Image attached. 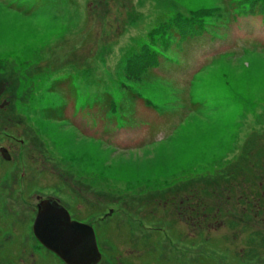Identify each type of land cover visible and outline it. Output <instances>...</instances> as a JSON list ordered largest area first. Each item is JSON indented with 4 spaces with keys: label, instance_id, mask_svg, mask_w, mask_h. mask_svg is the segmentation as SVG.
<instances>
[{
    "label": "rangeland",
    "instance_id": "rangeland-1",
    "mask_svg": "<svg viewBox=\"0 0 264 264\" xmlns=\"http://www.w3.org/2000/svg\"><path fill=\"white\" fill-rule=\"evenodd\" d=\"M0 3V264H33L40 199L134 211L180 194L200 205L181 222L203 233L176 252L257 264L246 244L264 243V0ZM216 207L213 233L203 213Z\"/></svg>",
    "mask_w": 264,
    "mask_h": 264
},
{
    "label": "flooded vegetation",
    "instance_id": "flooded-vegetation-1",
    "mask_svg": "<svg viewBox=\"0 0 264 264\" xmlns=\"http://www.w3.org/2000/svg\"><path fill=\"white\" fill-rule=\"evenodd\" d=\"M0 156L4 161L11 160L10 154L5 148H0ZM120 198L118 197L119 200ZM148 198H152V200L147 201L149 204L144 205L142 210H137L139 205H135L134 211L106 210L105 196H97L96 199H91L93 201L85 200L82 205H75L74 203L71 206H65L58 198L54 197L40 199L35 207V216L31 225V233L36 248L35 254H32V257H35L34 260L32 258L33 264H70L46 248L42 244L43 239L34 235L33 226L39 212V206L45 201L53 202L64 209L71 221L90 227L91 232L86 231V240L82 241H87L86 243L91 247L92 244L95 245L93 246L94 251L85 255V250H82L85 247L80 248L81 258L79 261H83L82 264H221L216 259L207 261L202 258H186L185 252H181L182 249L180 252L175 251L178 247L175 242L184 246L187 234L191 236L189 237L191 239L187 238L188 240L198 243L199 236L203 233V227L199 223L196 227H194L196 223L194 226L191 224L192 226L188 227L187 223L184 224L185 221L182 223L180 220L181 218H192L193 214H199V200L193 201L184 194H180L177 198L169 199L166 197V200H159L153 204V197ZM126 201H128L127 198ZM209 202L217 203L218 201L213 199ZM157 207L158 209L154 211ZM213 207L215 205H211V208ZM171 208L174 209L173 213L177 215V218H173V220L169 217L170 211L168 210ZM217 211L216 207V211L210 210L209 213H203L212 219L207 223L209 226L207 229L213 233L214 231L217 232L221 225L214 220L218 214L221 215ZM262 213L264 217V212ZM81 214L85 216L81 217ZM208 217L205 219L207 220ZM215 222L217 226L211 229L213 226L210 224ZM194 236H198V239H192ZM208 239L220 238L216 235V237H208ZM37 254L39 258H37ZM258 257H260L259 260H257ZM246 261L264 264V243L257 245L253 242L247 243ZM21 262L25 263V260L21 259Z\"/></svg>",
    "mask_w": 264,
    "mask_h": 264
},
{
    "label": "water",
    "instance_id": "water-1",
    "mask_svg": "<svg viewBox=\"0 0 264 264\" xmlns=\"http://www.w3.org/2000/svg\"><path fill=\"white\" fill-rule=\"evenodd\" d=\"M33 230L37 238L43 239L46 248L70 264H82L83 261H79L81 247H85L82 249L85 255L94 251L95 245L91 247L87 241H82L86 240L90 227L71 221L67 212L53 202L45 201L39 206Z\"/></svg>",
    "mask_w": 264,
    "mask_h": 264
},
{
    "label": "snow or ice",
    "instance_id": "snow-or-ice-1",
    "mask_svg": "<svg viewBox=\"0 0 264 264\" xmlns=\"http://www.w3.org/2000/svg\"><path fill=\"white\" fill-rule=\"evenodd\" d=\"M188 2V0H184ZM4 6L0 3V59L3 57V48L5 45V34H4ZM261 92L264 94V58L261 59V73H260Z\"/></svg>",
    "mask_w": 264,
    "mask_h": 264
}]
</instances>
